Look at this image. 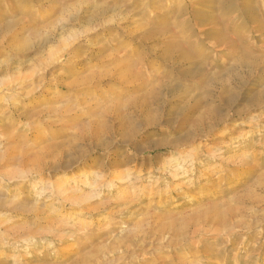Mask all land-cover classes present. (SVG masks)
<instances>
[{
    "label": "rangeland",
    "instance_id": "obj_1",
    "mask_svg": "<svg viewBox=\"0 0 264 264\" xmlns=\"http://www.w3.org/2000/svg\"><path fill=\"white\" fill-rule=\"evenodd\" d=\"M0 264H264V0H0Z\"/></svg>",
    "mask_w": 264,
    "mask_h": 264
},
{
    "label": "bare ground",
    "instance_id": "obj_2",
    "mask_svg": "<svg viewBox=\"0 0 264 264\" xmlns=\"http://www.w3.org/2000/svg\"><path fill=\"white\" fill-rule=\"evenodd\" d=\"M216 154V153H215ZM215 154H214V156H215ZM213 156V155H212ZM217 156V155H216ZM220 157V156H219ZM216 158V157H215ZM122 181V180H121ZM122 182H124V181H122ZM63 192V191H62ZM65 192V191H64Z\"/></svg>",
    "mask_w": 264,
    "mask_h": 264
}]
</instances>
